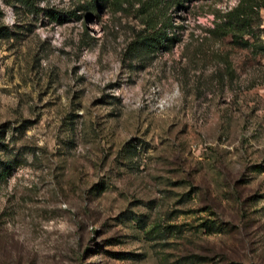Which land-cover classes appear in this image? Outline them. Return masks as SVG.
I'll use <instances>...</instances> for the list:
<instances>
[{"label": "rangeland", "instance_id": "rangeland-1", "mask_svg": "<svg viewBox=\"0 0 264 264\" xmlns=\"http://www.w3.org/2000/svg\"><path fill=\"white\" fill-rule=\"evenodd\" d=\"M113 2L0 0V264H264V8Z\"/></svg>", "mask_w": 264, "mask_h": 264}, {"label": "trees", "instance_id": "trees-1", "mask_svg": "<svg viewBox=\"0 0 264 264\" xmlns=\"http://www.w3.org/2000/svg\"><path fill=\"white\" fill-rule=\"evenodd\" d=\"M192 0H137L138 13L143 17L144 29L133 42V47L141 43L152 45L154 49L169 51L180 41L176 34H171L168 10L181 6ZM92 9L109 3V0H90ZM114 0L113 3H117ZM264 8V0H239L238 4L225 12L217 11L213 18V27L207 28L210 37L223 38L231 36L234 43L248 46L255 41V27L260 19V10ZM7 169L2 171L5 174Z\"/></svg>", "mask_w": 264, "mask_h": 264}]
</instances>
